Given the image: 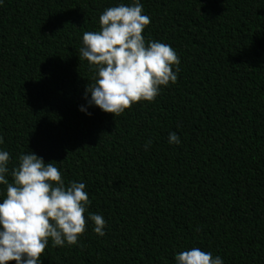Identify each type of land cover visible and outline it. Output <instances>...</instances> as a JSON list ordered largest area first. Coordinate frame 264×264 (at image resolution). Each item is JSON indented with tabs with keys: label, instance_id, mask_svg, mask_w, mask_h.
Here are the masks:
<instances>
[{
	"label": "trees",
	"instance_id": "obj_1",
	"mask_svg": "<svg viewBox=\"0 0 264 264\" xmlns=\"http://www.w3.org/2000/svg\"><path fill=\"white\" fill-rule=\"evenodd\" d=\"M132 3L0 0L6 179L31 151L91 201L77 243L49 238L38 264H176L192 248L264 264V0H140L146 44L170 45L179 72L114 117L85 99L96 69L80 49L107 8ZM90 214L104 218L102 237Z\"/></svg>",
	"mask_w": 264,
	"mask_h": 264
},
{
	"label": "clouds",
	"instance_id": "obj_2",
	"mask_svg": "<svg viewBox=\"0 0 264 264\" xmlns=\"http://www.w3.org/2000/svg\"><path fill=\"white\" fill-rule=\"evenodd\" d=\"M142 13L140 0H133L131 6L107 8L99 17V30L83 34L80 59L96 69L94 83L86 86L85 99L90 94L89 106L114 117L133 104L154 101L161 86L177 81V53L158 41L146 44L142 33L151 21ZM169 143L179 144L180 139L170 133ZM150 144L148 141L146 150ZM9 159L7 151H0V185L6 186V196L0 202V264H38L49 238L54 247L77 243L85 232L84 214L91 201L84 183L69 182L66 187L57 163H45L31 151L19 156L9 183ZM89 218L94 232L105 235L104 218L98 214ZM175 260L176 264H223L219 256L213 258L199 248L180 252Z\"/></svg>",
	"mask_w": 264,
	"mask_h": 264
}]
</instances>
